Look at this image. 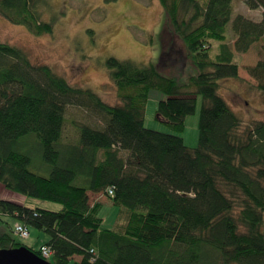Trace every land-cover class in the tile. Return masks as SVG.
I'll return each instance as SVG.
<instances>
[{"label":"trees","instance_id":"16d2710c","mask_svg":"<svg viewBox=\"0 0 264 264\" xmlns=\"http://www.w3.org/2000/svg\"><path fill=\"white\" fill-rule=\"evenodd\" d=\"M159 2L166 19L157 63L104 60L121 105L0 42V184L27 200L60 205L50 210L0 199V212L45 232L53 264H264V120L241 131L219 93L221 80L239 78L229 27L236 52L259 41L264 52V0H245L263 10L259 21L233 17V0ZM48 7L49 0H0V16L41 36L53 32L43 19ZM190 63L197 73L181 84ZM248 72L264 97V60ZM152 89L166 95L157 114L175 134L145 127ZM197 95L199 145L189 148L176 133L196 112ZM68 106L98 110L103 125L79 124L77 143L64 145ZM90 193L122 208L123 229L102 228V203L90 204ZM22 246L0 233V249Z\"/></svg>","mask_w":264,"mask_h":264},{"label":"rangeland","instance_id":"374dc122","mask_svg":"<svg viewBox=\"0 0 264 264\" xmlns=\"http://www.w3.org/2000/svg\"><path fill=\"white\" fill-rule=\"evenodd\" d=\"M241 0H236L234 7L242 12ZM255 17H249L256 20ZM43 19L53 24V32L37 36L25 26L13 25L0 16V42L15 45L27 51L35 64L48 65L66 81L77 88H89L110 105H121L116 87L111 83L104 60L116 57L130 60L137 64L157 63L160 56L159 36L163 29L166 15L159 0H49V7L44 10ZM228 44L234 50L236 39L232 29H227ZM263 42L251 46L246 53L235 51L239 78L220 81L219 93L229 103L241 120L240 130L244 131L256 120H264V97L257 89V81L252 78L248 68L264 60ZM218 52V44L212 54ZM197 73L190 63L187 75L179 78V83H186L187 78ZM166 99L161 91L152 89L145 106V127L164 133L172 129L157 114L159 101ZM203 98L197 95L196 112L185 119V129L181 133L189 148L199 145V120ZM66 122L62 143L75 144L79 139V124L101 127L104 114L93 108L68 106L65 112ZM33 141L34 138H30ZM30 145V144H29ZM33 154L40 161L36 144H32ZM27 146L25 147V149ZM127 158L129 153L121 152ZM35 171V168H32ZM1 188V185H0ZM25 197L5 190L0 192V199H7L24 204ZM34 207L56 210L59 204L33 200ZM102 203L99 216L103 220V229L124 228L127 215L121 207L115 206L105 194H91L90 204ZM16 218L0 212V233H11L15 239L27 247L37 240L38 246L49 236L36 228L30 227L29 239H22L13 232ZM46 241V239H44ZM37 246V247H38ZM35 246L33 249H37ZM79 260V258H77ZM52 261V258L49 259Z\"/></svg>","mask_w":264,"mask_h":264},{"label":"water","instance_id":"95a60500","mask_svg":"<svg viewBox=\"0 0 264 264\" xmlns=\"http://www.w3.org/2000/svg\"><path fill=\"white\" fill-rule=\"evenodd\" d=\"M0 264H53L37 255L27 246L0 249Z\"/></svg>","mask_w":264,"mask_h":264},{"label":"crops","instance_id":"0c3cea01","mask_svg":"<svg viewBox=\"0 0 264 264\" xmlns=\"http://www.w3.org/2000/svg\"><path fill=\"white\" fill-rule=\"evenodd\" d=\"M202 1H205V0H202ZM236 0H233V17H235L236 15L238 14H241V15H244L245 17L249 18V17H255L254 16V13H256V20L255 21H259L261 20L262 18V14H263V10L261 9H257V10H251L247 7V5L245 4V0H241V10H243L242 12H238V8L236 9V7H234V3H235ZM251 19V18H250ZM236 40V39H235ZM235 40H233V45L235 43ZM234 49V48H233ZM234 53H235V50H233ZM146 118V116H145ZM184 139V138H183ZM185 142V140H184ZM1 185V184H0ZM6 189L4 188L3 185H1V188H0V192H4ZM93 194V193H90V195ZM102 194V193H99V195ZM20 195V194H18ZM96 195V194H95ZM3 200H7V199H3ZM7 201H10V200H7ZM23 202L24 204L28 205V206H34L35 205V202L34 201H31V200H27V198H24L23 199ZM17 219V218H16ZM17 222H22L21 220L17 219L16 220V223ZM29 227V226H28ZM29 230H30V227H29ZM44 239H46V241H44ZM43 239V242L38 246L39 243H37V240L36 241H33V243L31 244V247L34 248L35 246L37 247V250L40 249V247L42 245H44L48 240L49 238H44ZM79 258V260L77 259ZM74 260L76 261H80L81 260V257L80 256H75L73 257Z\"/></svg>","mask_w":264,"mask_h":264},{"label":"built area","instance_id":"2783aa9c","mask_svg":"<svg viewBox=\"0 0 264 264\" xmlns=\"http://www.w3.org/2000/svg\"><path fill=\"white\" fill-rule=\"evenodd\" d=\"M109 192L110 194H112V190H110ZM13 232L16 236H19L22 239H28L30 237L29 227L22 222H17L15 224ZM39 251L41 257L45 260H49L53 255V250L48 245L41 246Z\"/></svg>","mask_w":264,"mask_h":264},{"label":"bare ground","instance_id":"6f19581e","mask_svg":"<svg viewBox=\"0 0 264 264\" xmlns=\"http://www.w3.org/2000/svg\"><path fill=\"white\" fill-rule=\"evenodd\" d=\"M29 239V238H28ZM43 246V245H42ZM41 248V247H40ZM38 250H40V249H38ZM90 251H93V250H90ZM41 257V256H40Z\"/></svg>","mask_w":264,"mask_h":264}]
</instances>
